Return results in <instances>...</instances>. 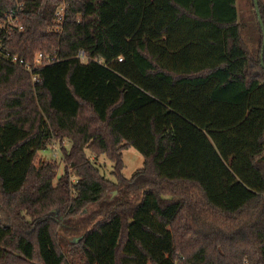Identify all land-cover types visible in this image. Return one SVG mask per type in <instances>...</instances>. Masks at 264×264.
Here are the masks:
<instances>
[{
    "label": "trees",
    "instance_id": "1",
    "mask_svg": "<svg viewBox=\"0 0 264 264\" xmlns=\"http://www.w3.org/2000/svg\"><path fill=\"white\" fill-rule=\"evenodd\" d=\"M7 14L19 21L0 33V264H76L59 228L82 264H264L256 9L250 32L237 0H0ZM40 52L56 61L34 66ZM56 140L69 142L59 177L56 161L36 166ZM128 146L144 156L130 178Z\"/></svg>",
    "mask_w": 264,
    "mask_h": 264
},
{
    "label": "rangeland",
    "instance_id": "2",
    "mask_svg": "<svg viewBox=\"0 0 264 264\" xmlns=\"http://www.w3.org/2000/svg\"><path fill=\"white\" fill-rule=\"evenodd\" d=\"M237 6L240 14V20L245 25V31L248 30L250 32L251 28L253 29L256 25V14H255V8L253 6V0H237ZM55 24V23H54ZM50 28H53V26H50ZM244 33L245 35L248 33ZM52 147L54 146H61L62 145H68V141H62V143L59 140L53 141L50 144ZM48 146V148L41 150L37 154L36 159V166L41 165L42 163H48L51 161H56L60 164V168L58 170V177L61 176L64 173V163L62 161V153L59 152L58 154L54 155V152L52 148ZM93 160L96 162L97 166L101 169V172L110 180H115V175L113 174L114 170V163L105 155H101L97 158H93ZM123 161H124V168L122 170L123 174L130 178L134 175V173L143 167L144 165V156L143 154L134 146H128L123 150ZM58 178L55 179V182H57ZM73 180H76V177L73 176ZM119 195V192L115 190L114 192L110 193L108 196V200H113L115 197ZM96 206H93L92 208H95ZM59 216V215H58ZM61 219H63L62 215L59 216ZM58 217V218H59ZM79 239L78 236H71L67 235L61 228L58 229V242L61 246V249H63L66 254L68 255L69 259L73 261L76 264H82L83 262L80 260L79 255L73 256L70 246L67 243H74Z\"/></svg>",
    "mask_w": 264,
    "mask_h": 264
},
{
    "label": "built area",
    "instance_id": "3",
    "mask_svg": "<svg viewBox=\"0 0 264 264\" xmlns=\"http://www.w3.org/2000/svg\"><path fill=\"white\" fill-rule=\"evenodd\" d=\"M65 5H61L57 11L56 14V23L54 24L53 28L55 30H60L63 20H64V15H65ZM14 21L18 22L19 18H15L13 14H7L5 15L4 18H0V33L2 32V30L4 28H7L8 26H10L11 24L13 25H17V23H15ZM20 29H22V26H19ZM79 56L81 57V59L83 61L87 60V57L85 56L84 52L81 51L79 53ZM13 62H19L21 64V66L25 67L26 69L32 71L33 70V66L30 63L25 62L23 59H19L17 56L11 57L10 58ZM121 59V58H120ZM56 61L55 57L46 55L43 52H40L36 55L35 59H34V66H41V65H45V64H51L53 62ZM35 81H39L40 78L37 76H34L33 78ZM50 147L52 148L54 155L58 154L59 152H61L60 146H54L52 147L50 145Z\"/></svg>",
    "mask_w": 264,
    "mask_h": 264
},
{
    "label": "water",
    "instance_id": "4",
    "mask_svg": "<svg viewBox=\"0 0 264 264\" xmlns=\"http://www.w3.org/2000/svg\"><path fill=\"white\" fill-rule=\"evenodd\" d=\"M254 5H255V9H256V13H257V16H258V20H259L260 26H261L262 31H263V49H264V21H263L261 12H260V7H259L258 0H254ZM262 65L264 66L263 55H262Z\"/></svg>",
    "mask_w": 264,
    "mask_h": 264
}]
</instances>
